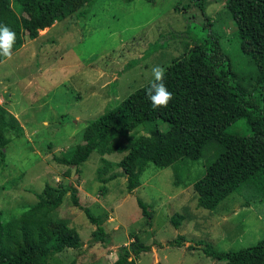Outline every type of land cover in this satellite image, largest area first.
<instances>
[{
	"label": "rangeland",
	"instance_id": "374dc122",
	"mask_svg": "<svg viewBox=\"0 0 264 264\" xmlns=\"http://www.w3.org/2000/svg\"><path fill=\"white\" fill-rule=\"evenodd\" d=\"M178 3L92 0L49 30L41 29L34 39L16 37L15 43L20 40L21 45L12 47L11 59L0 61V103L23 128L20 136L7 134L10 141L0 160L2 221L19 216L36 202V193L46 182L70 183L78 194L79 206L68 192L51 216L76 228L83 244L54 254L48 264H110L132 235L149 247L135 264H221L208 257L201 245L237 250L264 238V201L248 190L229 194L214 210L197 206L193 183L203 176L216 146H206L198 159L181 158L164 168L149 163L140 185L131 192L117 165L124 153L103 155L111 166L100 177L97 170L104 163L95 151L72 176L65 173L68 166L54 158L67 156L82 143L91 121L150 82L154 66L165 69L194 45L192 39L204 37L207 31L219 36L233 82L258 96L256 65L240 48L224 0H209L206 13L211 23L204 28L201 23L207 19L197 8H185L183 2L179 6L184 9L177 10ZM158 128L166 130L167 125L159 121ZM226 132L251 134L243 119ZM144 133L138 127L120 141ZM138 199L148 205L149 218L142 214ZM84 207L99 216L107 240L94 239L97 226ZM172 215L183 216L179 227L171 222ZM178 236L184 238L177 245Z\"/></svg>",
	"mask_w": 264,
	"mask_h": 264
},
{
	"label": "trees",
	"instance_id": "16d2710c",
	"mask_svg": "<svg viewBox=\"0 0 264 264\" xmlns=\"http://www.w3.org/2000/svg\"><path fill=\"white\" fill-rule=\"evenodd\" d=\"M90 1L0 0V25L10 27L15 39L22 34L34 39L41 29L73 15ZM183 2L185 8L195 7L207 19L201 23L202 28L210 25L206 13L209 0H179L177 10L184 9L179 6ZM224 9L234 22L240 48L256 65L258 96L246 93L233 82L227 67L229 58L218 44L219 36L207 31L204 37L192 39L194 45L165 68L164 83L173 97L168 106L153 109L146 95L151 80L107 108L85 127L82 143L67 156L54 157L68 166L67 176L75 164L78 173L79 166L93 151L104 163L97 170L99 177L111 166L103 155L124 153L117 165L126 178V190L131 192L140 185L142 172L149 163L164 168L181 158L198 159L211 145L217 147L214 158L203 176L193 183L197 206L214 210L229 194L242 188L264 201V0H224ZM21 43L17 40L12 47L16 50ZM4 58L0 55V61ZM240 119L249 126L250 135L226 132L229 125ZM159 121L167 125L166 130L158 128ZM138 127L145 133L120 141ZM22 131L18 119L0 103V160H4L10 141L7 134L20 136ZM68 192L72 203L79 206L73 185L46 182L36 193L37 201L19 216L5 223L0 214V264H48L54 254L81 247L83 242L76 228L51 216ZM138 205L148 217V205L140 199ZM83 210L97 226L92 233L94 239L107 240L99 216L86 207ZM182 220V215L171 216L176 227ZM183 238L177 237V245ZM200 248L221 264H264V238L237 250H219L210 243ZM148 249L132 235L129 245L120 247L110 264H135V258Z\"/></svg>",
	"mask_w": 264,
	"mask_h": 264
},
{
	"label": "clouds",
	"instance_id": "9594fccd",
	"mask_svg": "<svg viewBox=\"0 0 264 264\" xmlns=\"http://www.w3.org/2000/svg\"><path fill=\"white\" fill-rule=\"evenodd\" d=\"M14 43L15 33L7 25H0V55L11 59ZM164 79L165 69L159 65L154 66L152 81L146 90L153 109L166 108L173 98L172 93L165 86Z\"/></svg>",
	"mask_w": 264,
	"mask_h": 264
},
{
	"label": "water",
	"instance_id": "95a60500",
	"mask_svg": "<svg viewBox=\"0 0 264 264\" xmlns=\"http://www.w3.org/2000/svg\"><path fill=\"white\" fill-rule=\"evenodd\" d=\"M76 168H77L76 164L71 167V172H70L71 176L74 175V173L76 172Z\"/></svg>",
	"mask_w": 264,
	"mask_h": 264
},
{
	"label": "crops",
	"instance_id": "0c3cea01",
	"mask_svg": "<svg viewBox=\"0 0 264 264\" xmlns=\"http://www.w3.org/2000/svg\"><path fill=\"white\" fill-rule=\"evenodd\" d=\"M46 30H49L48 28H46ZM41 32V31H40Z\"/></svg>",
	"mask_w": 264,
	"mask_h": 264
}]
</instances>
